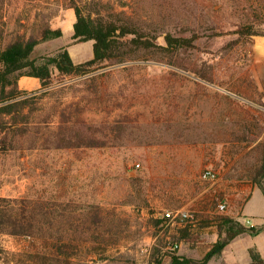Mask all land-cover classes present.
<instances>
[{
	"label": "rangeland",
	"instance_id": "obj_1",
	"mask_svg": "<svg viewBox=\"0 0 264 264\" xmlns=\"http://www.w3.org/2000/svg\"><path fill=\"white\" fill-rule=\"evenodd\" d=\"M71 1L6 0V40L65 28ZM77 1L94 16L144 25L157 43L172 32L195 36L194 46L175 60L81 74L55 67L49 86L0 114L1 209L12 205L37 226L34 236L0 230V264H41L42 254L54 264H161L181 242L203 258L225 236L224 217L242 221L240 188L264 156V117L223 89L245 73L253 35L264 34V0ZM71 42L66 31L33 56L62 59ZM207 168L216 180L203 177ZM179 210L195 216L174 219ZM59 235L80 246L60 251Z\"/></svg>",
	"mask_w": 264,
	"mask_h": 264
},
{
	"label": "trees",
	"instance_id": "obj_2",
	"mask_svg": "<svg viewBox=\"0 0 264 264\" xmlns=\"http://www.w3.org/2000/svg\"><path fill=\"white\" fill-rule=\"evenodd\" d=\"M5 3L6 0H0V114H9L24 107L29 99V91L20 87L19 79L21 76L39 77L42 86L47 87L52 83L55 67L63 72L81 74L91 67H104L129 60L150 58L154 55H164L175 60L177 52L194 46L196 39L195 36H180L168 32L165 35V44H160L153 40L154 37L157 38V35H153L144 25L129 19L126 20L118 15L113 16L112 19L94 16L92 11H86L85 5L83 6L74 0L70 4L77 15L73 38L76 41L94 39V57L76 64L71 59L69 52L65 51L62 59L52 56L47 61L39 63L33 56L36 47L43 41L62 36V28L54 29L46 26L39 34L34 33L30 36L17 34L7 41L6 21L4 20ZM64 60H68L69 64H65ZM200 75L203 76L201 73ZM89 145L94 144L90 142ZM250 180L264 191V156L262 163L255 174L250 177ZM1 200L4 199L0 197ZM0 224L2 225L0 230L16 235L34 236L37 232V226L30 217L24 213H18L12 205L1 209L0 203ZM219 227L225 229V236L221 235L222 232H220L222 237L214 243L203 258H194L173 252L171 253L172 264H208L211 259L220 256L225 247L236 236L245 232L256 235L264 228L248 226L232 216L224 217L219 223ZM175 243L179 244L177 241ZM52 244L57 246L60 251L65 252L64 246L68 248L77 247L80 246V241L75 240V238L66 241L63 235H59L58 240ZM251 252L253 261L249 264H264V257L258 251L252 249ZM48 258V255L42 254L41 264H54L48 261ZM64 259L68 262L69 256ZM158 262H161V259ZM29 264L35 263L32 261Z\"/></svg>",
	"mask_w": 264,
	"mask_h": 264
},
{
	"label": "crops",
	"instance_id": "obj_3",
	"mask_svg": "<svg viewBox=\"0 0 264 264\" xmlns=\"http://www.w3.org/2000/svg\"><path fill=\"white\" fill-rule=\"evenodd\" d=\"M68 18L69 22L66 24V27H62L63 35L68 31L72 33L73 37L75 32L74 25L77 21V15L74 9L68 11ZM94 43V39L76 41L73 38V42L69 44L68 50L74 56V62L76 64L83 62L80 59L83 56L89 59L94 57ZM85 49L88 52L86 55H83ZM78 51H80L81 55L77 54ZM19 84L25 90L42 86L39 77L29 75L21 76ZM223 89L229 96L238 98L246 108H251L256 114H261L264 117V34L253 35L250 53L246 61L245 73L240 74L237 80H230L228 87H224ZM260 138H263V136ZM244 191L248 193V196L245 198L242 207V216L240 218L248 226L250 225L247 221L251 220L254 226L264 227V191L247 177L243 180V186L240 188L239 193ZM233 216H236V214L234 213ZM197 248L187 249L183 242H181L177 253L194 258H201L202 256L198 253ZM210 248L211 246L208 249ZM252 249H255L264 257V228L256 235L245 232L236 236L225 247L223 253L211 259L210 262H214L212 264H249L253 261ZM161 264H172V256L167 255Z\"/></svg>",
	"mask_w": 264,
	"mask_h": 264
},
{
	"label": "built area",
	"instance_id": "obj_4",
	"mask_svg": "<svg viewBox=\"0 0 264 264\" xmlns=\"http://www.w3.org/2000/svg\"><path fill=\"white\" fill-rule=\"evenodd\" d=\"M203 177L206 178V179H210V180H216L218 178V173L214 170V169H211V168H207L204 173H203ZM219 208L221 210H226L227 208V203L222 201L219 203ZM171 214V213H169ZM173 218L175 219L176 217L177 218H180L181 220H191L194 218V213L191 212V211H187V210H179L177 211L176 213H173ZM247 223L250 225V226H254L252 224V221L251 220H248ZM179 247V244H172L171 248L172 249H176Z\"/></svg>",
	"mask_w": 264,
	"mask_h": 264
},
{
	"label": "water",
	"instance_id": "obj_5",
	"mask_svg": "<svg viewBox=\"0 0 264 264\" xmlns=\"http://www.w3.org/2000/svg\"><path fill=\"white\" fill-rule=\"evenodd\" d=\"M64 63H65V64H69V61H68V60H64Z\"/></svg>",
	"mask_w": 264,
	"mask_h": 264
}]
</instances>
